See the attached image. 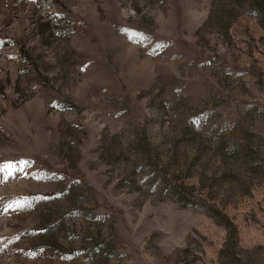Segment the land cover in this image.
<instances>
[{"label":"rangeland","instance_id":"1","mask_svg":"<svg viewBox=\"0 0 264 264\" xmlns=\"http://www.w3.org/2000/svg\"><path fill=\"white\" fill-rule=\"evenodd\" d=\"M0 264H264V0H0Z\"/></svg>","mask_w":264,"mask_h":264},{"label":"snow or ice","instance_id":"2","mask_svg":"<svg viewBox=\"0 0 264 264\" xmlns=\"http://www.w3.org/2000/svg\"><path fill=\"white\" fill-rule=\"evenodd\" d=\"M8 167H10V166H8Z\"/></svg>","mask_w":264,"mask_h":264}]
</instances>
